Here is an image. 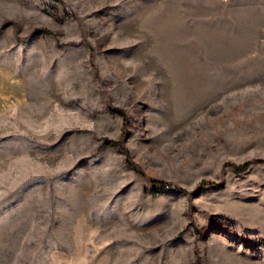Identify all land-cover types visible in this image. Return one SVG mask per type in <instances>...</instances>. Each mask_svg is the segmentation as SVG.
<instances>
[{
	"label": "rangeland",
	"instance_id": "obj_1",
	"mask_svg": "<svg viewBox=\"0 0 264 264\" xmlns=\"http://www.w3.org/2000/svg\"><path fill=\"white\" fill-rule=\"evenodd\" d=\"M0 10V264H264V0Z\"/></svg>",
	"mask_w": 264,
	"mask_h": 264
},
{
	"label": "crops",
	"instance_id": "obj_2",
	"mask_svg": "<svg viewBox=\"0 0 264 264\" xmlns=\"http://www.w3.org/2000/svg\"><path fill=\"white\" fill-rule=\"evenodd\" d=\"M4 19H11L16 21L15 16L5 14L2 10H0V34L4 31L5 33L8 31V25H5L3 27L1 25ZM9 50L12 49L10 48ZM2 55L3 54L0 55V114L7 111V109H9L13 104L22 101L26 96L25 80L17 74H14V72L10 68V65L14 63L11 61L13 57L11 58V54H5L4 56ZM84 223H77L75 225L74 236L76 239H82V242H87V238L85 239L86 233L91 232L93 229L90 225ZM85 242L82 245L79 244L78 247L80 252L83 249L81 246L87 248V243ZM78 247H75V250Z\"/></svg>",
	"mask_w": 264,
	"mask_h": 264
},
{
	"label": "trees",
	"instance_id": "obj_3",
	"mask_svg": "<svg viewBox=\"0 0 264 264\" xmlns=\"http://www.w3.org/2000/svg\"><path fill=\"white\" fill-rule=\"evenodd\" d=\"M115 111H117L119 114H121L123 116L124 123H125V121H126L125 113L123 111H121L120 109H117V108H115ZM108 143H111V141H109ZM248 163H249V161H246V162L242 163L241 165L236 166V167L234 166V167L237 170H242L247 166ZM151 184L153 186L154 192H158L159 190H171V189L175 188L170 183H167V182H164L161 180H153V181H151Z\"/></svg>",
	"mask_w": 264,
	"mask_h": 264
}]
</instances>
